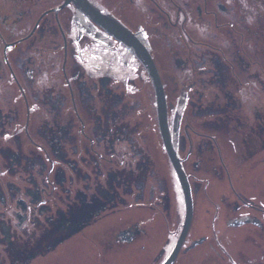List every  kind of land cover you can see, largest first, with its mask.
I'll return each instance as SVG.
<instances>
[{"label":"flooded vegetation","instance_id":"obj_1","mask_svg":"<svg viewBox=\"0 0 264 264\" xmlns=\"http://www.w3.org/2000/svg\"><path fill=\"white\" fill-rule=\"evenodd\" d=\"M88 1L147 49L167 97L175 81L225 118L203 134L180 113L171 122L167 98L193 199L172 264H264V187L252 183L264 176V0ZM64 2L0 0V264H165L186 211L137 137L150 78L73 4L56 11ZM208 175L233 180L210 210L195 200Z\"/></svg>","mask_w":264,"mask_h":264},{"label":"rangeland","instance_id":"obj_2","mask_svg":"<svg viewBox=\"0 0 264 264\" xmlns=\"http://www.w3.org/2000/svg\"><path fill=\"white\" fill-rule=\"evenodd\" d=\"M174 82L175 81H170V80L165 81V85L167 89L169 90V93L171 94V96L167 97L169 100V104H171V108H170L171 122L174 123V121L177 120L178 113H180V115L182 114L181 119L183 120V122H186V123L191 122V123H194L195 125L197 124L198 125L197 127L200 128L199 130L202 131L203 134H206V133L210 134L208 131H211V130L214 132H218L216 130H213L214 128H212V125L214 124V126H219L221 125V124H218L219 121L225 120V118L222 117L221 112L216 111L214 114L211 115L212 112L210 111H212L213 108L210 109V111L207 110L204 107L205 101L204 100L198 101L199 98L196 96L190 97V95H188L185 97H178L173 92V91H177V88L173 85ZM142 98H143V110L144 112L148 113V125L143 127V129L139 130V134L137 135V137L142 138L144 140L143 144L142 143L141 144L143 147L146 148V151L145 150L144 151L148 153L147 155V157L149 158V162H147L148 169L150 170L151 174L152 175L154 174V176L157 178L156 176L157 173H153V170L155 172V161L158 159L159 160V161L157 160L158 164L160 166L162 173L164 174V176L163 175H160V176L162 177L161 182L163 184L161 185V187L163 186L164 194L165 196H167L166 199H168L169 201H181L182 196L177 187V180H176L175 173L171 165L168 163V160L163 156V149L160 144L161 141H160V134H159L158 123H157V116H156L155 97H154L152 86L150 83H149L147 93L143 94ZM220 102H223L221 98H220ZM262 105H264V102H262ZM213 122H216L217 124ZM205 123L209 126H205ZM206 128H207V132L205 131ZM216 128H220V127H216ZM226 132L228 133V135H231V132L228 129ZM225 142L227 144V148H229L230 151L233 152L232 143L228 139H226ZM186 147H188V144L186 145ZM235 157L236 155L234 156V159L231 158L229 160L230 170H233V171L236 169H241V167L237 165L238 160H236ZM244 160H247V158H245ZM248 166H253V164L249 163L245 165V167H248ZM242 167H244V165ZM199 175L201 176L200 173ZM203 175L204 174H202L201 176L202 178H204L205 176ZM251 177H252L251 174L247 175L246 180L249 182L251 180ZM207 178H208V181L206 182V184L204 183L207 186L206 194H204L202 191L199 195H197V197H195V200L197 199L198 201H205L208 198L207 199V202H208L207 209L210 210L209 201L210 202L216 201V200L223 201L224 198H226L224 194H226V192L229 191L228 185L233 184L232 182L233 180L224 182V185L222 186V183L216 180L214 175H208ZM256 181H257V186L260 187V189H262V187H264V176H261V177L255 176L252 183L254 182L256 183ZM149 183L150 185L152 184L151 181ZM155 186L159 189L157 183H155ZM155 186L153 182V185L149 187L150 192L152 194L159 195ZM195 188H199L200 190H203L204 189L203 183H197ZM251 195L254 196L253 193ZM226 200H230V199L226 198ZM212 215L213 214H211V216Z\"/></svg>","mask_w":264,"mask_h":264},{"label":"water","instance_id":"obj_3","mask_svg":"<svg viewBox=\"0 0 264 264\" xmlns=\"http://www.w3.org/2000/svg\"><path fill=\"white\" fill-rule=\"evenodd\" d=\"M69 4H73L81 12V14H83L87 19H89L92 23L100 27L103 31H105L108 35L113 37L116 41H118L121 45H123L128 51H130L133 54V56L136 59H138V61L146 69L148 76L150 78L154 91L156 116H157V123H158L160 137L164 149L166 151V154L174 170V173L177 177L183 195V199L185 202L186 212H185L184 229L181 233L177 245L175 246L174 250L172 251V253L165 262V264H172L187 234L189 225L192 220L193 199H192V193H191L188 177L183 169L181 160L178 157L172 142V137L168 123L167 100H166V94H165L163 82L161 80V77L158 73V70L151 55L132 33H130L128 30L122 27L115 20L99 12L89 3L88 0H65L64 4L56 11L64 9Z\"/></svg>","mask_w":264,"mask_h":264}]
</instances>
